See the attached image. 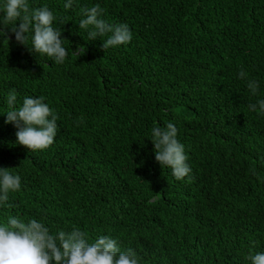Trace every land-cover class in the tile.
I'll use <instances>...</instances> for the list:
<instances>
[{"label": "trees", "instance_id": "obj_1", "mask_svg": "<svg viewBox=\"0 0 264 264\" xmlns=\"http://www.w3.org/2000/svg\"><path fill=\"white\" fill-rule=\"evenodd\" d=\"M65 2L28 0L56 17L63 64L14 34L0 39V166L22 181L0 224L11 215L52 233L77 227L89 243L109 235L140 264H251L247 256L264 252V116L249 110L264 99V0ZM96 4L107 22L129 25L128 44L104 52L105 37L88 40L81 8ZM12 90L17 106L43 96L58 115L47 149L16 143L4 122ZM168 122L191 180L155 161L151 129Z\"/></svg>", "mask_w": 264, "mask_h": 264}, {"label": "clouds", "instance_id": "obj_2", "mask_svg": "<svg viewBox=\"0 0 264 264\" xmlns=\"http://www.w3.org/2000/svg\"><path fill=\"white\" fill-rule=\"evenodd\" d=\"M75 2L66 0L64 8L70 9ZM103 12L99 4L81 8L85 18L80 20L79 28L87 30L88 40L105 37L101 45L104 52L128 44L132 40L129 25L107 22L101 18ZM55 19L47 6L31 8L28 0H3L0 4V39L9 44L10 33L14 34L15 42L25 46L30 53L47 56L55 63L63 64L68 52L63 46L62 31L53 27ZM247 75L241 67L238 78L244 80ZM247 87L255 96L259 82L248 80ZM44 100L43 96H26L17 106L15 90L7 94L8 111L4 122L14 125L17 129L16 143L29 151L47 149L57 134L59 117ZM249 110L264 116V99L250 103ZM82 122L83 117L77 125ZM177 136L178 129L172 122L164 127H152L150 140L155 161L161 168H170L176 180L185 177L191 180L188 156ZM252 172L256 175L254 169ZM21 187V176L10 172L9 167L0 166V207H12L9 194L20 191ZM246 259L251 264H264V252L250 254ZM0 264H140V258L131 247L122 251L117 240L109 235H99L89 243L88 234L77 227L52 233L41 220L9 215L6 222L0 224Z\"/></svg>", "mask_w": 264, "mask_h": 264}]
</instances>
